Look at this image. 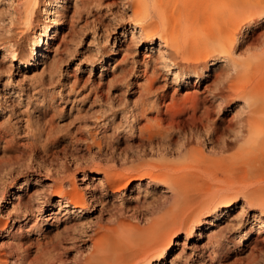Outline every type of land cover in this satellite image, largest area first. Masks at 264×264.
<instances>
[{
	"label": "bare ground",
	"instance_id": "6f19581e",
	"mask_svg": "<svg viewBox=\"0 0 264 264\" xmlns=\"http://www.w3.org/2000/svg\"><path fill=\"white\" fill-rule=\"evenodd\" d=\"M5 1L0 0V15L8 13L0 20L3 61H9L11 66L17 63L22 69L45 63L46 52L62 30L70 0H8L9 6L4 5ZM122 1L131 11L128 20L133 28L125 30L121 40L128 42L131 36L134 45L144 42L146 52L156 50L154 45H158L157 64L165 74L173 76L174 85L204 81V111L196 96L183 95L179 103L165 107L164 117H156L153 123L148 117L151 105L147 102L154 89V77L145 75L142 84L137 82L139 99L129 107V116L124 120V133L132 138L124 149L112 143L111 136L122 127L114 120L119 104L110 93L105 97L107 106L97 119L103 122L101 126L106 131L102 138L110 148L88 152L92 156L91 173L84 172L79 177L80 185L76 174L68 173L65 166L50 174V161L41 156L44 171L34 179L16 178L15 189L8 192L7 181L19 161L0 162V205L5 201L12 206L4 213L7 222L0 211L1 235L14 228L13 234L31 230L41 233L45 226L55 229L53 237L42 234L44 242L37 241L33 253L20 242L6 247L0 243V264H62L59 251L63 237L93 226L99 229L89 235L90 258L83 264H119L118 255L128 252L127 245L135 247L141 264L152 259L160 264L169 256L173 263L188 240H192L191 250L204 254V263L209 260L212 264L229 230L243 224L240 214L246 203L257 206L252 215L257 222L239 231V247L248 248L253 255L264 242V189L247 193L236 215L232 211L239 203L234 202L232 192L227 193L236 183L264 175V51L247 61L237 58L236 51L238 45L254 46L255 41L264 46V31H255L264 20V0ZM38 10L42 23L32 33L30 49L19 54L20 37ZM117 54L115 41L111 53L100 60L102 71L114 67L108 65ZM149 62L144 60V66ZM122 81L128 83L127 75ZM210 101L215 107L207 105ZM228 101L237 103L234 115L227 122L215 119L214 110L220 114ZM184 112H189L187 118L181 117ZM87 124V118L80 119V125ZM80 135L79 140L97 139L92 132ZM202 137L208 151L190 147ZM235 171H239L237 175ZM30 184L33 187L28 190ZM142 188L161 194L158 199L154 196L151 212L139 213L118 201L131 190L137 191L136 198ZM132 197L129 194L127 200ZM110 199L111 210L107 206ZM166 204L174 215L172 219H149ZM107 208L111 213L104 218L102 213ZM125 212L144 224L123 218ZM178 231L185 233V239L177 242L182 248L174 255L171 246ZM4 248L9 249L12 260L2 258L7 254ZM258 260L248 264H261Z\"/></svg>",
	"mask_w": 264,
	"mask_h": 264
},
{
	"label": "rangeland",
	"instance_id": "374dc122",
	"mask_svg": "<svg viewBox=\"0 0 264 264\" xmlns=\"http://www.w3.org/2000/svg\"><path fill=\"white\" fill-rule=\"evenodd\" d=\"M3 3L5 6H9L8 0ZM130 14L131 11L122 0H70L65 11L62 30L46 52L45 63H41L35 68L22 69L17 63L11 66L9 61H3L0 52V162L8 159L19 161L12 177L7 181L8 192L15 189L16 178L18 180L31 177L34 179L44 171L40 162L41 156L47 157L50 161V171L52 170L50 174H53L55 168L65 166L68 168V173L76 174L77 184L80 185L79 177L84 172L91 173L89 161L92 156H89L88 152L93 153L100 147L104 150L110 148L102 138L106 131L101 126L103 122L101 119H97V116H100L107 106L105 97L109 93L119 104L115 109L117 115L114 120L122 125L114 133H111L112 143L124 149L126 142L132 139L131 136L124 133L126 126L124 120L126 116H129V107L139 99L137 82L142 84L145 75L154 77V89L147 102L151 105L148 117L153 123L156 117L161 115L164 117L165 107H170L172 102H178L183 95L196 96L200 102V110L204 111V102H202L205 97L204 81L195 83L194 80H190L189 85H174L173 76L165 74L157 64L158 45H154L156 50L146 52L147 45L144 42L134 45L131 43V36H129L128 42L121 40L122 33L133 28V24L128 20ZM7 15L6 11L3 16L0 15V20L5 19ZM263 21H260V25L255 29L257 33L264 31ZM41 23L42 17L38 10L33 23L20 37L19 54L30 49L32 33L40 27ZM115 41L118 54L112 64L108 65V67H112L111 65L114 67L102 71L100 60L111 53ZM255 42L254 46L238 45L236 51L239 56L237 58L247 61L262 53L264 46L260 47L259 43L261 42ZM144 60L150 62L144 66ZM110 69L113 71L111 72ZM124 75H127L128 83L122 81ZM208 104L210 107H215L212 101ZM236 108L237 103L228 101L223 105L220 114H218V110H214V117L227 122L232 114L234 115L233 112L238 109ZM125 109L126 111L123 112ZM187 113L189 112L182 113L181 117L187 118ZM199 113L197 115H200ZM81 118H87L88 124L80 125ZM143 123H145L144 120L141 124L143 125ZM89 132L97 135L96 141L78 139L80 134L84 137ZM203 140L204 137L195 139L190 147H200L208 151ZM82 156L84 158L77 160ZM238 172L235 171L236 175ZM255 177L252 176L243 184L236 183L235 186L228 189L227 193L232 192L234 202L239 203L232 211L235 215L241 210L240 203L246 200L247 193L256 189H264V175ZM32 187L33 185L30 184L28 190H31ZM129 194L133 196L131 200H127ZM136 195L137 191H126L124 198H120L118 201L123 202L122 206L124 207L129 206L130 210L135 209L139 213H145L153 210L155 204H152V200L154 196L158 199L161 194L142 188L138 196L134 198ZM111 202V199L107 201L109 209L112 207ZM11 208L12 206L5 201L0 205V211L3 213L1 218L5 222L8 219L4 213ZM108 208L103 210L104 218H107L111 213V209ZM256 208L257 206L254 204L246 203L244 205L240 214V219H244L243 224L229 230L230 233L228 232L224 238L221 249H217V253L213 256L212 264H248L253 258L254 261L259 259L263 262L261 264H264V242L258 245L256 253H254L255 257H253L254 254H250L248 248L239 247V231L257 222L252 219ZM157 211L159 212L150 214L149 219L163 216L172 219L174 216L169 211L167 204ZM123 218L134 223L144 224L134 219L130 212H125ZM61 228L60 226L59 230ZM98 229V226L87 227L83 231L63 237V248L59 251L62 264L88 262L92 242L89 235ZM15 230V228L11 229V232L4 233V235L0 233V243L5 244L6 247L7 245L16 246L20 242L30 250V253L36 251L37 241L44 242L42 238L44 232L51 237L55 235V229L48 228V226H45L44 232L41 233L31 230L26 233L22 231L19 234H13ZM193 237L192 235L190 238L193 239ZM184 239V232H176L174 243L171 246L174 255L179 253L182 248L177 242L184 241ZM191 241H186L183 251L174 258L173 263H170L172 257L169 256L160 264H209V260L204 263V254L201 255L191 250ZM130 246L133 245H127L125 248L128 252L129 249L130 252H134V256L132 252L131 254L126 252L125 255H118L119 264H141V261L136 257L135 247ZM8 250V248H4L3 253H7ZM8 254L2 258L12 260ZM189 254L191 255L187 258L186 256ZM148 264H159V262L152 259Z\"/></svg>",
	"mask_w": 264,
	"mask_h": 264
}]
</instances>
